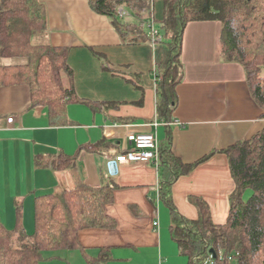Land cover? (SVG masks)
<instances>
[{
  "label": "crops",
  "instance_id": "1",
  "mask_svg": "<svg viewBox=\"0 0 264 264\" xmlns=\"http://www.w3.org/2000/svg\"><path fill=\"white\" fill-rule=\"evenodd\" d=\"M41 1L47 7V39L69 48L68 61L80 97L118 106L95 111L87 103H72L68 106L72 123L52 126L46 106L32 107L29 84L0 86V209L14 208V215L25 198L34 201L38 195L73 188L79 181L94 186L112 181L118 187L107 210L117 225L83 232L81 239L88 252L94 251L91 255L95 256L98 247H110L112 259L104 264H188L171 235L170 209L159 195L160 167L154 162L129 161L119 163L117 172L112 173L108 159L132 146L128 133L144 131H155L160 141L171 133L173 151L185 162L213 152L190 174L176 179L172 197L189 218L198 215L190 198L199 196L209 203L215 221L226 220L234 180L229 156L222 150L261 130L264 109L250 91L243 65L228 62L222 55V22L187 25L182 52L185 73L177 87L175 120L170 126L159 120L155 128L156 71L168 60V46L125 42L111 19L96 12L89 0ZM149 2L156 19L162 21L165 1ZM119 6L126 12L124 16L119 13L121 18L137 21L127 5ZM94 51L107 57L112 70L103 68ZM23 61L0 57V65ZM101 139L116 141L119 147L97 154L84 150L71 169L35 165L37 154H75L80 145ZM157 218L160 222L155 228ZM0 220L5 224L1 216Z\"/></svg>",
  "mask_w": 264,
  "mask_h": 264
},
{
  "label": "trees",
  "instance_id": "2",
  "mask_svg": "<svg viewBox=\"0 0 264 264\" xmlns=\"http://www.w3.org/2000/svg\"><path fill=\"white\" fill-rule=\"evenodd\" d=\"M98 13L107 15L127 43H165L168 60L156 71L157 119L167 126L179 98L178 85L184 79L182 60L184 32L194 21H221V51L228 62L243 65L250 91L264 109V0H164L162 21L154 15L149 0H89ZM127 5L137 21L119 16L118 6ZM47 7L41 0H0V57L20 58L19 64L0 65V86L27 83L32 107L46 106L52 126L70 125L68 106L87 103L95 111L118 103L80 97L74 70L68 61L69 48L55 46L47 39ZM156 30V32H155ZM106 70H112L107 57L98 51ZM140 103V101H139ZM264 116V112H263ZM171 133L160 141V197L171 212V235L188 264H264V126L251 137L240 139L222 151L229 156L234 189L229 213L217 222L209 203L199 196L190 200L198 208L196 218L179 211L172 197L176 179L190 174L210 154L185 162L172 147ZM116 141L101 139L82 144L75 154H37L40 168H74L82 151L103 153L118 148ZM125 150L122 151L124 153ZM112 182L94 186L84 181L35 197V230L28 233L23 224L22 206L16 208V223L8 228L0 220V264H41L46 252H80L88 264H104L112 259L111 248L88 252L82 233L91 229H112L117 220L107 205L115 200ZM214 248L217 256L210 250Z\"/></svg>",
  "mask_w": 264,
  "mask_h": 264
},
{
  "label": "built area",
  "instance_id": "3",
  "mask_svg": "<svg viewBox=\"0 0 264 264\" xmlns=\"http://www.w3.org/2000/svg\"><path fill=\"white\" fill-rule=\"evenodd\" d=\"M120 15H126L124 8L119 6ZM156 32V30H155ZM13 117L8 120L13 121ZM160 124L159 120L153 122V126L156 128ZM127 140L131 143V147H126L124 153L117 155L116 157H109L108 164L112 173H116L119 163L129 161H148L154 162L157 166L160 164V143L158 135L155 131L144 132H131L127 135ZM160 195V187H158ZM158 195V197H159ZM159 200V199H158ZM154 226L159 227V218L154 221Z\"/></svg>",
  "mask_w": 264,
  "mask_h": 264
},
{
  "label": "rangeland",
  "instance_id": "4",
  "mask_svg": "<svg viewBox=\"0 0 264 264\" xmlns=\"http://www.w3.org/2000/svg\"><path fill=\"white\" fill-rule=\"evenodd\" d=\"M130 20H132L130 18ZM163 127H161V135L164 133ZM60 190L58 189L59 192ZM32 198V199H31ZM25 198L22 202V212H23V224L28 233H33L35 230V204L33 201V197ZM3 207V206H2ZM9 208H1L0 216L3 218L5 225L9 228H13L16 223V209L13 215V209L9 210ZM170 209V208H169ZM11 213V216L8 214ZM168 212V211H167ZM169 214V212H168ZM171 214V213H170ZM7 217V220L5 219ZM158 217V216H157ZM168 220L170 221L171 216H168ZM3 222V221H2ZM160 222V221H159ZM170 224V223H169ZM156 228V227H155ZM92 251L90 254H94ZM45 256L48 258L49 256H56L49 259H45L41 262V264H88L86 260L82 257L80 252L70 251V250H61L58 252H46Z\"/></svg>",
  "mask_w": 264,
  "mask_h": 264
},
{
  "label": "water",
  "instance_id": "5",
  "mask_svg": "<svg viewBox=\"0 0 264 264\" xmlns=\"http://www.w3.org/2000/svg\"><path fill=\"white\" fill-rule=\"evenodd\" d=\"M111 170V169H110ZM210 252L213 254V256L214 257H216L217 256V254H216V251H215V249L214 248H212L211 250H210Z\"/></svg>",
  "mask_w": 264,
  "mask_h": 264
}]
</instances>
